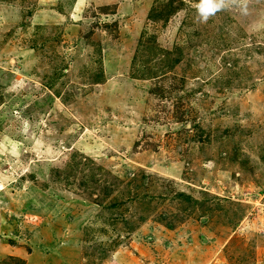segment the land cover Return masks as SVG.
<instances>
[{"label":"rangeland","instance_id":"374dc122","mask_svg":"<svg viewBox=\"0 0 264 264\" xmlns=\"http://www.w3.org/2000/svg\"><path fill=\"white\" fill-rule=\"evenodd\" d=\"M0 0V264H264V0Z\"/></svg>","mask_w":264,"mask_h":264},{"label":"clouds","instance_id":"9594fccd","mask_svg":"<svg viewBox=\"0 0 264 264\" xmlns=\"http://www.w3.org/2000/svg\"><path fill=\"white\" fill-rule=\"evenodd\" d=\"M245 4L246 0H199L195 5L198 18L207 22L209 17L215 15L218 11L226 8L230 4Z\"/></svg>","mask_w":264,"mask_h":264},{"label":"bare ground","instance_id":"6f19581e","mask_svg":"<svg viewBox=\"0 0 264 264\" xmlns=\"http://www.w3.org/2000/svg\"><path fill=\"white\" fill-rule=\"evenodd\" d=\"M78 2H81V0H79Z\"/></svg>","mask_w":264,"mask_h":264}]
</instances>
